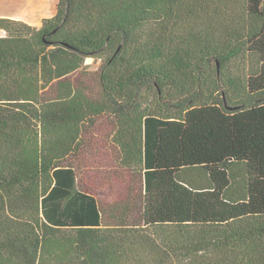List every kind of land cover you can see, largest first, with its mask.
Masks as SVG:
<instances>
[{"label":"trees","instance_id":"trees-1","mask_svg":"<svg viewBox=\"0 0 264 264\" xmlns=\"http://www.w3.org/2000/svg\"><path fill=\"white\" fill-rule=\"evenodd\" d=\"M1 32L0 264H264V0H57Z\"/></svg>","mask_w":264,"mask_h":264},{"label":"rangeland","instance_id":"rangeland-1","mask_svg":"<svg viewBox=\"0 0 264 264\" xmlns=\"http://www.w3.org/2000/svg\"><path fill=\"white\" fill-rule=\"evenodd\" d=\"M32 2V1H31ZM56 2L57 0H53V12L52 15L55 13V7H56ZM43 6H39L37 14L39 16H46L50 12V6L49 0H43ZM13 5L10 4L8 5V14H14L15 10L12 9ZM50 18V17H49ZM85 64L88 66L87 69H85V72L88 74V84L91 87V92L92 93H97V82H96V77H95V72L97 70V67L99 65V61H92L91 59L86 60ZM99 127L94 130L96 135L98 137H105L109 133V128L106 126V121L104 119H101L99 122ZM99 151H86V154L82 157V162L84 164V172H83V178L84 182L87 186V188H90L94 191H102V185L108 184L109 182L102 179L101 176V170L99 169L100 166L98 165L99 163L106 162L105 164L108 166V162L111 160L107 156H102L99 155ZM98 172V173H97ZM108 182V183H106ZM107 189V188H106Z\"/></svg>","mask_w":264,"mask_h":264},{"label":"crops","instance_id":"crops-1","mask_svg":"<svg viewBox=\"0 0 264 264\" xmlns=\"http://www.w3.org/2000/svg\"><path fill=\"white\" fill-rule=\"evenodd\" d=\"M32 1V2H31ZM43 0H0V18H10L22 21L27 25L39 28L42 19L49 18L53 12V0H49L50 12L46 16H39L37 14L38 7L43 6ZM12 4V9L15 10L14 14H8V5ZM4 36V32L0 33Z\"/></svg>","mask_w":264,"mask_h":264}]
</instances>
